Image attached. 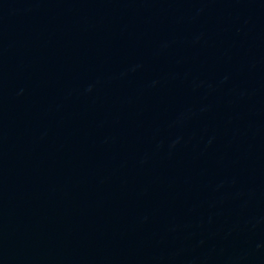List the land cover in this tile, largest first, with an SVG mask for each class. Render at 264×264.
<instances>
[{
  "label": "water",
  "instance_id": "1",
  "mask_svg": "<svg viewBox=\"0 0 264 264\" xmlns=\"http://www.w3.org/2000/svg\"><path fill=\"white\" fill-rule=\"evenodd\" d=\"M0 264H264V0H0Z\"/></svg>",
  "mask_w": 264,
  "mask_h": 264
}]
</instances>
